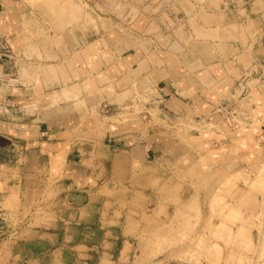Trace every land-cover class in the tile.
<instances>
[{"label": "crops", "instance_id": "crops-1", "mask_svg": "<svg viewBox=\"0 0 264 264\" xmlns=\"http://www.w3.org/2000/svg\"><path fill=\"white\" fill-rule=\"evenodd\" d=\"M80 1L92 22L83 17L61 42L54 37L44 44L33 29H22L18 0H0V37L19 38L15 42L21 46L29 34L32 45L27 46L35 47L30 62L37 70L36 76L18 77L11 89L6 88L4 99L11 106L30 104L33 126L20 160L12 167L0 166V207L9 196L22 199L46 190L53 198L48 210L54 213V199L64 193V205L73 217L62 221L60 247L47 236L45 251H39L37 246L44 240L30 231L1 253L0 264H40L41 260L55 264L56 252L59 264L66 254L74 264H88L94 250V264H118L126 256L129 261L136 244L135 234H129L133 225L119 222L116 214L121 218L135 199L151 197V181L161 176L156 167L183 148L180 138L203 137L215 149L229 146L232 137L250 132L253 125L249 120L236 128H219L213 120L206 124L212 129L208 136L198 128L202 118L218 115L216 109L226 104L240 78L256 68L264 74V0ZM249 23L252 36L246 30ZM220 38L222 50L216 45ZM239 38L246 39L244 44ZM18 48H11L12 52H22ZM1 57L5 62L0 63V71L7 78L10 57ZM204 73L211 88L200 78ZM141 85H149L160 100L147 110L146 120L132 113L128 115L138 117L140 123L121 118L112 122L124 113L122 106L139 99ZM71 93L77 98H70ZM155 109L158 124L150 125ZM104 118L103 128L98 127ZM190 120L194 129L188 131ZM263 133L261 124L258 136ZM192 154L197 158L196 152ZM120 204L126 208L120 210ZM92 209L97 219L94 231L102 236L96 248L90 247L93 230L87 219L79 220ZM72 228L80 232L78 236L71 235ZM111 239L120 244L116 255L106 251ZM229 252L233 260L227 264H251V255ZM226 262L223 255L219 264ZM158 264L180 263L164 258Z\"/></svg>", "mask_w": 264, "mask_h": 264}, {"label": "rangeland", "instance_id": "rangeland-1", "mask_svg": "<svg viewBox=\"0 0 264 264\" xmlns=\"http://www.w3.org/2000/svg\"><path fill=\"white\" fill-rule=\"evenodd\" d=\"M18 3L24 18L22 29H33L44 44L54 37L61 42L68 31L78 28L83 17L85 22H92L80 0H18ZM246 30L250 36L253 35L251 23ZM26 36L23 33L21 38L26 39L20 41L23 44L21 46L15 42L19 38L0 37V63L5 62L1 55L10 57L5 73L7 78L0 71V166L12 167L20 160L27 143L26 135L31 133L28 131L33 126L30 123L32 109L29 103L21 102L22 104L11 106L9 100L4 99L6 88L11 89L16 84L13 80L18 77L25 79L31 74L36 76L37 70L32 66L29 56L31 51L35 52V47L32 50L27 46L32 45V42L29 34ZM249 39L254 40L253 37ZM237 41L244 44L246 39L239 38ZM223 43L222 38L216 43L219 50L224 47ZM18 46L22 48V52H12ZM249 55L251 54L247 53L246 57L249 58ZM206 75L204 73L200 78L207 88H211L212 85L205 84V79L203 80ZM234 75L236 76V71ZM240 79L243 81L240 80L237 86L233 85L232 89L235 90L225 104L226 113L229 112L230 115L223 114L221 118L216 114L212 118H202L203 123L198 128L202 136H208L212 129L206 124H210V121L214 120L219 128H236L240 124H248L250 120L253 124L250 132L244 135L238 133L232 137L229 146L215 149L203 137L191 135L180 138L183 148L171 153L164 165L156 167L161 176H155L151 181V197L135 199L130 203L129 212H124L121 218L119 213L116 214L119 222L133 225L129 234H135L136 238L132 257L128 261L126 256L118 264H158L164 258L180 264H201L203 261L207 264H219L223 255L227 257V264L233 258H230V250L251 255V264L264 262V133L262 138L258 136L261 124L264 130V74L262 69L256 68L248 72L246 78ZM141 86L144 99L151 100L156 96L149 85ZM142 93L137 94L138 98ZM70 98L76 99L77 95L71 93ZM59 101L63 100L60 98ZM137 113L136 109L133 114ZM157 114V109L151 112L150 125L158 124ZM259 116H262V120L258 119ZM119 118L122 122L141 121L127 112L119 113L111 121L117 122ZM104 122L105 118L97 124L98 127L103 128ZM187 124L188 131L194 129L192 120ZM192 152L197 153V158ZM154 172L156 171L151 173ZM46 192L40 190L33 195L26 194L22 199L12 195L14 199L9 196L3 202L0 214H6L7 221L0 224V258L1 253L12 243L25 238L30 231H37L38 236L44 240L37 246L39 251H45L47 236L56 247H60L64 233L62 221L73 217L66 209L67 198L64 193L55 197L54 213L49 211L48 204L53 198L52 192ZM199 193L201 197L198 196ZM125 206L120 204L119 209L124 210ZM92 211L79 220L87 219L88 227L91 226L93 230L90 247L96 248L102 241V236L94 231L97 219L95 209ZM78 218L79 215H76L75 220L78 221ZM221 224L223 227L217 228ZM70 232L72 236L80 233L73 228ZM111 240L106 251L116 255L120 244L115 245L114 240ZM96 257L94 250L88 264H94ZM55 260V264L60 263L57 252ZM61 260L62 264L76 263L68 254L62 256ZM39 263L47 264L46 260Z\"/></svg>", "mask_w": 264, "mask_h": 264}, {"label": "built area", "instance_id": "built-area-1", "mask_svg": "<svg viewBox=\"0 0 264 264\" xmlns=\"http://www.w3.org/2000/svg\"><path fill=\"white\" fill-rule=\"evenodd\" d=\"M141 97H139V99H136V100L128 101L124 106H122L121 112H127L128 114H132L137 109L138 110L137 115L142 120H146V117L149 116L147 110H149V108L154 104V102H159L160 100L158 97H155V96H153V98H152L153 101L144 99L145 95H142ZM225 108H226V106L224 105L223 107L216 109V113H218V115H220L221 118H223V116H224L223 114L230 115L229 112L226 113ZM209 121H210V119H209ZM0 211H1V209H0ZM5 217H6V214H0V224L6 223L7 219Z\"/></svg>", "mask_w": 264, "mask_h": 264}, {"label": "bare ground", "instance_id": "bare-ground-1", "mask_svg": "<svg viewBox=\"0 0 264 264\" xmlns=\"http://www.w3.org/2000/svg\"><path fill=\"white\" fill-rule=\"evenodd\" d=\"M34 73H35V72H34ZM240 177H241V176H240ZM240 181H241V180H240ZM243 181H244V180H243ZM238 182H239V181H238ZM243 183H244V182H243ZM248 184H249V183H248ZM251 185H253V184H251ZM226 186H227V185H226ZM250 188H251V186H250ZM252 188H253V187H252ZM220 189H221V188H220ZM222 190H223V189H222ZM224 192H225V191H224ZM13 196H14V195H13ZM11 197H12V196H11ZM11 197H10V198H11ZM8 198H9V197H8ZM8 198H7V199H8ZM12 198H13V197H12ZM13 199H14V198H13ZM213 201H214V200H213ZM219 202H220V201H219ZM214 205H215V203H214ZM215 206H216V205H215ZM213 209H214V208H213ZM197 212H198V211H197ZM211 255H212V254H211Z\"/></svg>", "mask_w": 264, "mask_h": 264}]
</instances>
